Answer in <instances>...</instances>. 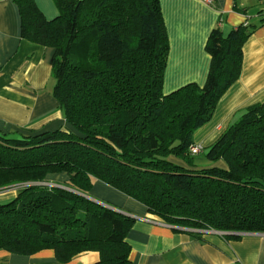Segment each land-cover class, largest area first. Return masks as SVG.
Segmentation results:
<instances>
[{"label": "trees", "instance_id": "1", "mask_svg": "<svg viewBox=\"0 0 264 264\" xmlns=\"http://www.w3.org/2000/svg\"><path fill=\"white\" fill-rule=\"evenodd\" d=\"M14 2L20 36L53 49L52 95L67 126L0 132V189L23 184L0 204V249H52L61 263L96 251L92 264H131L133 218L87 197L96 180L172 225L264 232V100L206 149V163L188 150L239 78L254 24L224 34L217 23L205 43V82L164 93L169 40L159 0H53L52 19L34 0ZM49 173L67 180L41 190L34 183Z\"/></svg>", "mask_w": 264, "mask_h": 264}, {"label": "crops", "instance_id": "2", "mask_svg": "<svg viewBox=\"0 0 264 264\" xmlns=\"http://www.w3.org/2000/svg\"><path fill=\"white\" fill-rule=\"evenodd\" d=\"M47 19L58 11L53 0H34ZM169 40L163 92L205 82L210 56L205 43L218 23L224 34L242 23L255 25L243 44L239 78L218 100L211 118L193 136L204 148L236 120L245 108L264 100V0H159ZM53 49L20 36L14 0H0V132L32 134L67 126L52 95ZM64 173H49L34 184L61 186ZM23 184L0 189V201L14 199ZM87 197L133 218L127 234L131 264H264V232L191 230L166 223L136 199L96 180ZM194 231L197 234H192ZM96 251L57 261L52 249L22 255L0 249V264H92Z\"/></svg>", "mask_w": 264, "mask_h": 264}, {"label": "rangeland", "instance_id": "3", "mask_svg": "<svg viewBox=\"0 0 264 264\" xmlns=\"http://www.w3.org/2000/svg\"><path fill=\"white\" fill-rule=\"evenodd\" d=\"M201 127V126H200ZM200 127H198L197 129H195L194 131H193V133H192V139H193V136H194V134H195V132H197V130H201V129H199ZM222 133V132H221ZM220 133V134H221ZM219 134V135H220ZM218 135V136H219ZM218 136H217V138H218ZM216 138V139H217ZM215 142V141H214ZM213 142V143H214ZM212 143V144H213ZM211 145V144H210ZM209 145V146H210ZM209 146H205V148L203 149V151L202 152H200V153H198V154H196L195 156H194V161L196 162V163H198V164H203V163H206V159L203 157V155H204V152L206 151V149L209 147ZM50 186L49 185H44V184H40L39 185V188L41 189V190H45V189H48ZM12 199H7V200H5V201H0V204H4V203H7V202H9V201H11Z\"/></svg>", "mask_w": 264, "mask_h": 264}, {"label": "built area", "instance_id": "4", "mask_svg": "<svg viewBox=\"0 0 264 264\" xmlns=\"http://www.w3.org/2000/svg\"><path fill=\"white\" fill-rule=\"evenodd\" d=\"M206 3H209L211 0H202ZM204 149V147L201 145V144H197V143H192L190 146H189V152L193 155H196L200 152H202Z\"/></svg>", "mask_w": 264, "mask_h": 264}, {"label": "water", "instance_id": "5", "mask_svg": "<svg viewBox=\"0 0 264 264\" xmlns=\"http://www.w3.org/2000/svg\"><path fill=\"white\" fill-rule=\"evenodd\" d=\"M89 198V197H88ZM90 199V198H89ZM92 200V199H91Z\"/></svg>", "mask_w": 264, "mask_h": 264}]
</instances>
